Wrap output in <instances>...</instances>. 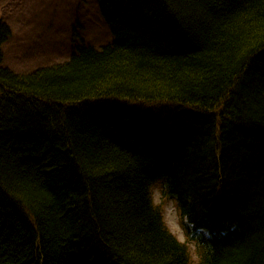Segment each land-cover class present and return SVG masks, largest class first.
<instances>
[{"label":"trees","instance_id":"1","mask_svg":"<svg viewBox=\"0 0 264 264\" xmlns=\"http://www.w3.org/2000/svg\"><path fill=\"white\" fill-rule=\"evenodd\" d=\"M111 39L2 63L0 264H264V0H92Z\"/></svg>","mask_w":264,"mask_h":264},{"label":"rangeland","instance_id":"2","mask_svg":"<svg viewBox=\"0 0 264 264\" xmlns=\"http://www.w3.org/2000/svg\"><path fill=\"white\" fill-rule=\"evenodd\" d=\"M0 19L11 29L1 46V65L20 73L64 61L75 46L72 29L95 48L111 39L92 0H0ZM151 196L168 231L186 245L190 264L196 263V245L186 239L178 208L162 196L160 182L152 186Z\"/></svg>","mask_w":264,"mask_h":264}]
</instances>
